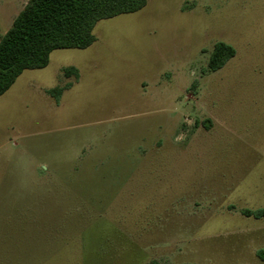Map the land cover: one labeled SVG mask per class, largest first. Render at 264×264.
<instances>
[{
    "label": "rangeland",
    "instance_id": "obj_1",
    "mask_svg": "<svg viewBox=\"0 0 264 264\" xmlns=\"http://www.w3.org/2000/svg\"><path fill=\"white\" fill-rule=\"evenodd\" d=\"M93 34L0 97V264H264L239 213L264 208V0H147Z\"/></svg>",
    "mask_w": 264,
    "mask_h": 264
},
{
    "label": "trees",
    "instance_id": "obj_2",
    "mask_svg": "<svg viewBox=\"0 0 264 264\" xmlns=\"http://www.w3.org/2000/svg\"><path fill=\"white\" fill-rule=\"evenodd\" d=\"M147 0H28L0 38V97L29 70L47 67L49 56L57 50H84L95 42L97 22L143 9ZM235 56L232 46L223 42L213 45L207 60V72H216ZM65 78L78 79L74 67L62 69ZM195 82L191 88H194ZM63 87L47 93L57 102ZM247 218L264 219V208L241 209ZM257 256L264 261V250Z\"/></svg>",
    "mask_w": 264,
    "mask_h": 264
},
{
    "label": "crops",
    "instance_id": "obj_3",
    "mask_svg": "<svg viewBox=\"0 0 264 264\" xmlns=\"http://www.w3.org/2000/svg\"><path fill=\"white\" fill-rule=\"evenodd\" d=\"M41 70H42V69H41ZM24 72H26V71H24ZM24 72H23V73H24ZM23 73H22V74H23ZM22 74H21L20 76H22ZM20 76H19V77H20ZM19 77H18V78H19ZM18 78H17V79H18ZM17 79H16V80H17ZM15 83H16V81H15ZM15 83H14V84H15ZM14 84L9 88V90H11V88L14 86ZM9 90H8V91H9ZM6 93H7V92H6ZM6 93H5V94H6ZM3 95H4V94H3ZM3 95H2V96H3ZM2 96H1V97H2Z\"/></svg>",
    "mask_w": 264,
    "mask_h": 264
}]
</instances>
